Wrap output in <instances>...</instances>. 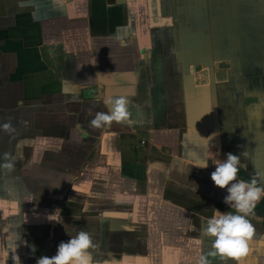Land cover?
I'll list each match as a JSON object with an SVG mask.
<instances>
[{"label":"crops","instance_id":"1","mask_svg":"<svg viewBox=\"0 0 264 264\" xmlns=\"http://www.w3.org/2000/svg\"><path fill=\"white\" fill-rule=\"evenodd\" d=\"M0 116V264L81 229L92 264H198L232 210L213 153L264 186V0H0ZM247 218L264 264V198Z\"/></svg>","mask_w":264,"mask_h":264},{"label":"clouds","instance_id":"2","mask_svg":"<svg viewBox=\"0 0 264 264\" xmlns=\"http://www.w3.org/2000/svg\"><path fill=\"white\" fill-rule=\"evenodd\" d=\"M128 112L126 100L123 97L110 102V111L97 112L89 123L96 128L107 127L112 121H126ZM8 128V124L3 125ZM219 153L210 157L214 170L210 179L215 187L226 191L223 203L231 211H220L213 208L212 215L207 218L202 227L205 239L210 241L206 254H201L198 264H212V259L218 257L221 264H239V259L249 251V241L254 228L247 218L255 204L264 198V186L258 184L255 178L238 179L240 157L225 153L223 159L217 158ZM11 167V165H8ZM207 159L201 168H208ZM90 234L81 229L75 235L68 236L66 241H60L52 256H40L35 264H92L93 252L97 248ZM32 251L36 247L32 246ZM13 264H21L19 256L13 257Z\"/></svg>","mask_w":264,"mask_h":264},{"label":"snow or ice","instance_id":"3","mask_svg":"<svg viewBox=\"0 0 264 264\" xmlns=\"http://www.w3.org/2000/svg\"><path fill=\"white\" fill-rule=\"evenodd\" d=\"M239 264H244V261L243 260L239 261Z\"/></svg>","mask_w":264,"mask_h":264},{"label":"rangeland","instance_id":"4","mask_svg":"<svg viewBox=\"0 0 264 264\" xmlns=\"http://www.w3.org/2000/svg\"><path fill=\"white\" fill-rule=\"evenodd\" d=\"M1 117V116H0Z\"/></svg>","mask_w":264,"mask_h":264}]
</instances>
